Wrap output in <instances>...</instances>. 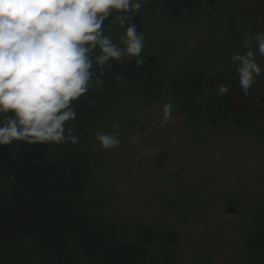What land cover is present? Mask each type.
<instances>
[{
    "label": "trees",
    "instance_id": "trees-1",
    "mask_svg": "<svg viewBox=\"0 0 264 264\" xmlns=\"http://www.w3.org/2000/svg\"><path fill=\"white\" fill-rule=\"evenodd\" d=\"M202 1L141 0V10L130 22L145 34V63L137 68L134 61H114L113 69L103 77V91L88 94L95 99V107L89 106L86 98L76 105L77 119L72 123L77 126V144L14 142L0 146V255L31 257L40 264H156L157 256L165 260L178 246L179 235L165 228L146 225L135 231L130 226L134 222L114 223L89 213L86 195L96 170L90 147L97 133L111 128L114 116L123 115L130 106L135 108L130 119L121 123L124 133L133 118L160 102L168 87L185 131L196 134L195 142L202 138L199 130L203 124L215 136L232 128L260 132L258 123L239 112L229 97L240 90L230 58L246 51L232 3L222 15V40L213 49L209 74L199 63H190L170 82L173 70L166 65L165 55L150 51L151 43L147 42L161 23L196 18ZM103 27L105 34L119 43L125 28L112 24L111 18ZM160 32H164L163 27ZM120 72L127 77L126 83L114 79ZM220 84L228 85L227 95L215 94ZM257 218V229L247 240L245 264L264 251V208Z\"/></svg>",
    "mask_w": 264,
    "mask_h": 264
},
{
    "label": "rangeland",
    "instance_id": "rangeland-1",
    "mask_svg": "<svg viewBox=\"0 0 264 264\" xmlns=\"http://www.w3.org/2000/svg\"><path fill=\"white\" fill-rule=\"evenodd\" d=\"M229 3L236 8L244 40L264 31V0H203L196 18L165 21L147 42L152 54L165 55L173 70L170 82L186 64L199 63L205 74L212 71L213 49L222 40L219 25ZM257 61L264 67V57L257 55ZM169 91L151 111L133 118L124 133L121 123L135 112L132 106L113 117L111 128L102 129L100 133L119 135V147L106 151L94 136L90 153L96 170L86 195L88 211L114 223L134 222L130 226L135 231L153 225L177 233L178 246L165 260L157 256L156 264H245L248 237L264 208V71L247 95L241 88L229 94L237 110L258 123V133L232 128L215 136L203 124L202 138L195 142L196 134L185 131ZM168 102L173 118L162 127ZM230 208L234 215L227 214ZM40 263L0 255V264Z\"/></svg>",
    "mask_w": 264,
    "mask_h": 264
},
{
    "label": "clouds",
    "instance_id": "clouds-1",
    "mask_svg": "<svg viewBox=\"0 0 264 264\" xmlns=\"http://www.w3.org/2000/svg\"><path fill=\"white\" fill-rule=\"evenodd\" d=\"M141 6V0H0V146L77 144L76 105L86 98L95 107L88 94L103 91L114 61L145 63V34L130 22ZM110 18L125 28L119 43L105 34ZM245 48L230 59L247 95L264 71L257 61L264 31L247 36ZM114 79L127 82L123 72ZM228 93L226 84L215 91ZM172 118L173 104L165 103L161 126ZM96 140L106 151L121 144L116 133H97Z\"/></svg>",
    "mask_w": 264,
    "mask_h": 264
},
{
    "label": "water",
    "instance_id": "water-1",
    "mask_svg": "<svg viewBox=\"0 0 264 264\" xmlns=\"http://www.w3.org/2000/svg\"><path fill=\"white\" fill-rule=\"evenodd\" d=\"M228 215H234V209L230 208L227 212ZM251 264H264V251L254 258Z\"/></svg>",
    "mask_w": 264,
    "mask_h": 264
}]
</instances>
